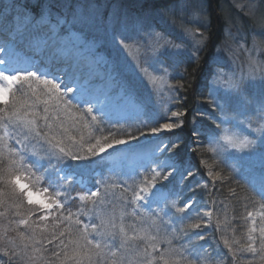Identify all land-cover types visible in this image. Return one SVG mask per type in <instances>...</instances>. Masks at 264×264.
Here are the masks:
<instances>
[{"label": "snow or ice", "instance_id": "6c2138e0", "mask_svg": "<svg viewBox=\"0 0 264 264\" xmlns=\"http://www.w3.org/2000/svg\"><path fill=\"white\" fill-rule=\"evenodd\" d=\"M190 7L203 13L190 0H0V35L11 37L0 43V251L9 264H224L209 251V227L233 264L243 253L264 264V64L253 60L247 77L212 72L199 88L205 33L184 29L191 48L169 36ZM25 44L53 54L38 66ZM139 80L152 86L148 98ZM130 106L127 128L117 121L104 134ZM204 151L233 161L229 175L208 165L214 188L246 180L243 195L227 187L245 216L229 218L211 193L200 199L209 182L187 158ZM129 153L140 162L118 174L127 180L84 182L93 165ZM39 183L44 198L34 199ZM238 219L248 225L240 236Z\"/></svg>", "mask_w": 264, "mask_h": 264}, {"label": "rangeland", "instance_id": "374dc122", "mask_svg": "<svg viewBox=\"0 0 264 264\" xmlns=\"http://www.w3.org/2000/svg\"><path fill=\"white\" fill-rule=\"evenodd\" d=\"M190 2L202 7L203 13L199 14L194 7H190L185 12L177 15L175 23L169 29V36L177 43H183L191 48L194 40L185 33L184 29H200L205 33L206 42L205 46L201 48L199 52L201 59L196 76L199 88L204 89L206 92L205 85L210 82L212 72L220 71L225 79L232 76L247 77L252 71L253 60L258 64H264V0H213V5L209 4L208 0H190ZM217 5L219 6L217 7ZM219 17L221 19H219ZM197 35L199 34L197 33ZM214 35L218 36L217 43H211L214 39ZM9 38L10 37L3 38L1 42H10ZM134 54V52L131 53V55ZM33 57V64L37 63V60ZM193 67H195V65H193ZM177 79H179V77H177ZM151 87L152 86L146 81L139 80V96L141 98H148L151 94ZM160 87L164 88L166 86L161 84ZM183 94L182 92L180 93L181 96H184ZM191 102L192 97H190L189 103ZM172 110L175 111L176 108H172ZM131 114V106L126 110L114 112L111 121L102 125L105 128L104 134H107L108 130L116 131V129H112L110 125L116 124L117 121H119L121 126L127 128L130 123L128 117ZM163 122L165 121H160V123ZM133 131L135 132V129H133ZM236 131L241 137L245 134L244 129H237ZM97 135H100V133H97ZM141 139L143 141L144 138ZM151 142L152 141L149 140V143ZM120 147L127 150L126 146ZM206 147L205 145L204 148ZM209 154L210 155H207L209 156L208 162L206 160H200L197 163L199 172L198 179L209 182V188L201 195L200 199L202 201H207L209 199L208 193H211L218 202L223 201V203L219 204V207L223 208L225 205L228 206L229 218L232 216H245L246 213L243 203L240 202L239 204H235V201L227 202L225 198L217 197V189L212 186L211 177L208 176V165H212L211 170L213 171H217L216 168L218 167H225L230 171V174H232L228 165L232 164L233 161L228 159L226 155L224 157H213L210 152ZM115 156L116 154H113L112 158L106 157L104 164L101 166L93 165L83 177L84 182L88 183L89 187H91V182H94V179H100V174H103L105 177L111 175L117 184H119L121 179L127 180V176L121 177L118 174L122 171L126 172L134 168L137 163L140 162L139 157L131 153H129L126 159H115ZM110 169L114 171H110ZM239 177L243 180V184L247 183L240 175H235V178ZM77 180L79 181L80 177H77ZM129 183H131V181H129ZM44 186L46 185L43 183L37 184V188L34 191V199L44 198V194L40 191ZM239 192L241 193L240 188ZM121 196L122 192L119 187L109 189V197L113 200L118 202ZM233 204H235L234 209ZM208 207H211V205L209 204ZM249 210L252 209L250 208ZM221 218L223 219V216ZM82 219H85V222H87V218L82 217ZM257 219L259 218L257 217ZM4 222L6 223V221ZM247 226L245 221L240 219L236 235L240 236L246 231ZM207 231L212 236V239L209 240V251L212 257L214 259L223 258L224 264H233V257L229 249L224 246L223 241L220 240V233L216 232L214 227H209ZM10 235H14V233H10ZM228 235L229 238H231V231H229ZM217 242H219L218 245ZM5 243L6 241L2 238V233H0V248H3ZM17 243H19V241H17ZM57 244L58 241H53L51 245H46L49 249V253L56 248ZM209 245H206V247ZM188 258L191 259L193 257ZM249 261H253V264H259V257L254 258L250 253H243L237 257L236 264H248ZM0 264H9V257L6 256L3 251H0ZM38 264H40V262H38Z\"/></svg>", "mask_w": 264, "mask_h": 264}, {"label": "trees", "instance_id": "16d2710c", "mask_svg": "<svg viewBox=\"0 0 264 264\" xmlns=\"http://www.w3.org/2000/svg\"><path fill=\"white\" fill-rule=\"evenodd\" d=\"M208 2H209V4L213 5V0H208ZM218 6L219 5H217V7ZM219 19H221V18L219 17ZM217 22H219V21H217ZM217 41H218V37L216 35L215 38L213 39V41L211 43H213V42L217 43ZM183 95H185V94H183ZM190 97L191 96L188 97V100L189 101H190ZM207 155H210L209 152H207V151H204L203 154H201L200 152L194 153V154H192L191 156H189L187 158V163L190 164L192 166V168L195 170V169H197V163H198V161H200V160H206L208 162V160H209L208 157L209 156H207ZM196 157H197V159H196ZM216 169H217V171L218 170L219 171H222L225 175H229L230 174V171H228L225 167H221V168L218 167ZM235 181H238L239 182V187L235 183H233L232 185L225 186L222 189L220 188V183L217 182L216 185H215V189H220V191H217V193H218L217 197L218 198L222 197V198H225V199L227 197V199H226L227 202H230V201H233V200L231 199V197H229V194L227 192V187H229V186L230 187H235L237 189V192H239V188H240V191H241V188H244V189L245 188L246 189L249 188V185L247 183L246 184H243V180L240 177L239 178H235ZM241 195H243V192H241ZM257 199H258V197H257ZM241 203H243V201H241ZM239 220L240 219L234 221V223L236 224L237 227H238V224H239ZM239 228H240V226H239Z\"/></svg>", "mask_w": 264, "mask_h": 264}, {"label": "bare ground", "instance_id": "6f19581e", "mask_svg": "<svg viewBox=\"0 0 264 264\" xmlns=\"http://www.w3.org/2000/svg\"><path fill=\"white\" fill-rule=\"evenodd\" d=\"M8 38L10 36H8L7 34H4V35H0V43H2L1 41L3 40V38ZM218 37V36H217ZM214 38H215V35H214ZM10 42H11V37L9 38ZM17 51H20L21 49L17 48L16 49ZM23 51L27 53V55L31 58V63L32 62V57L37 60V63H34L38 66H43L44 63L47 62V60L52 56L53 54V50H49V49H43V50H39V49H29L27 47V44H25L24 48H23ZM204 75V74H202ZM207 76V74H206ZM120 111H123V110H119Z\"/></svg>", "mask_w": 264, "mask_h": 264}]
</instances>
